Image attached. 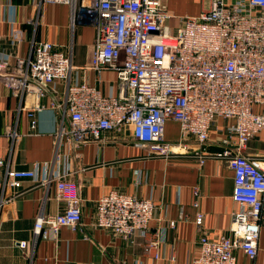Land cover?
Instances as JSON below:
<instances>
[{
    "label": "built area",
    "instance_id": "built-area-1",
    "mask_svg": "<svg viewBox=\"0 0 264 264\" xmlns=\"http://www.w3.org/2000/svg\"><path fill=\"white\" fill-rule=\"evenodd\" d=\"M35 1L66 5L72 22H88L94 28V41L87 69L97 75L104 70L116 73V96H103L85 82L67 85L62 116L68 125L57 135L76 148L100 140L107 132L130 130L135 145L157 157L187 154L188 140H193L199 147L193 155L201 163L209 156L227 162L233 172L231 197L238 209L232 214L228 235L200 238L191 264H235V249L253 259L264 221V168L242 152L264 130V0H247V13L236 5L227 6L224 0H206L209 10L179 18L181 26L174 34L167 26L173 15L162 0ZM13 66V74H6L9 63L1 56L0 37V78L13 95L32 94L37 100L45 97L51 82L67 81L73 69L71 53L49 42H34L30 57L16 58ZM255 107L262 110L256 112ZM42 110L36 103L29 113L31 130ZM218 118L234 121L221 139L224 149L201 155ZM167 121L179 126L177 144L164 141ZM8 137L16 134L9 132ZM70 159L69 153L57 154L54 164L59 173L39 179L37 165L30 171L16 170L0 157L4 187L17 189L24 179L41 186L54 182L56 200L65 205L60 214L36 217L35 237L55 238L61 227L76 229L81 222V200L70 179ZM95 209L97 227L131 241L137 232L147 233L156 207L150 200L112 191L96 202ZM202 220L198 214L195 224L201 225ZM168 225L174 228L175 222ZM161 242L159 230L146 241L145 250L157 257ZM18 246L25 248L26 241Z\"/></svg>",
    "mask_w": 264,
    "mask_h": 264
},
{
    "label": "crops",
    "instance_id": "crops-1",
    "mask_svg": "<svg viewBox=\"0 0 264 264\" xmlns=\"http://www.w3.org/2000/svg\"><path fill=\"white\" fill-rule=\"evenodd\" d=\"M247 0H224L247 13ZM173 18L167 22L174 34L184 16L195 17L209 10L206 0H162ZM1 56L9 63L6 74H13L14 60L27 59L34 42H49L71 53L73 69L67 81H53L44 98L32 94L17 97L0 78V157L16 170L30 171L34 165L39 179L59 173L54 164L57 154L69 153L70 179L77 185L81 222L76 229L61 227L57 236L33 235L38 215H57L65 205L56 200V186H41L24 179L20 187H4L0 174V264H191L198 255L202 236L217 239L228 235L232 214L238 209L232 200L233 172L227 162L211 156L202 160L193 153L199 147L188 140L189 153L169 157L151 156L135 145L130 130L107 132L98 141L68 147L60 128H67L62 116L68 84L82 82L95 86L103 96H116V73L100 75L87 69L94 41V28L86 21L72 22L70 8L61 4H38L35 0H0ZM36 103L43 110L36 114V127L30 129L29 113ZM53 106L55 108H53ZM262 108L255 107V111ZM231 119L218 118L201 155L222 152L221 144ZM14 132L15 138L8 133ZM179 126L167 121L164 141L177 144ZM264 130L250 139L242 154L264 168ZM139 174V180H138ZM197 189L198 195H194ZM117 191L137 199L150 200L156 207L148 231L137 232L131 241L95 225V204ZM159 207L164 210L160 211ZM198 214L202 224L196 225ZM175 222L174 228L168 223ZM161 231L157 257L145 250L148 239ZM26 241L21 248L18 242ZM235 264H264V221L261 222L257 252L253 259L234 250Z\"/></svg>",
    "mask_w": 264,
    "mask_h": 264
}]
</instances>
